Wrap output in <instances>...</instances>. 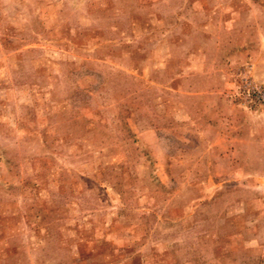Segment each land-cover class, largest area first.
<instances>
[{
    "label": "rangeland",
    "instance_id": "1",
    "mask_svg": "<svg viewBox=\"0 0 264 264\" xmlns=\"http://www.w3.org/2000/svg\"><path fill=\"white\" fill-rule=\"evenodd\" d=\"M0 264H264V0H0Z\"/></svg>",
    "mask_w": 264,
    "mask_h": 264
},
{
    "label": "trees",
    "instance_id": "2",
    "mask_svg": "<svg viewBox=\"0 0 264 264\" xmlns=\"http://www.w3.org/2000/svg\"><path fill=\"white\" fill-rule=\"evenodd\" d=\"M2 156V155H1ZM2 159L4 160V157H2ZM41 162H42V160H41ZM8 163H10L11 165H12V161L11 160H8ZM11 168H13V167H11ZM28 190H32L33 191V189L32 188H30L29 186H28ZM30 192V191H29ZM2 234H3V232H2ZM2 236V235H1Z\"/></svg>",
    "mask_w": 264,
    "mask_h": 264
}]
</instances>
